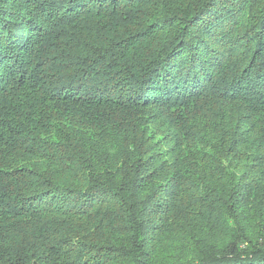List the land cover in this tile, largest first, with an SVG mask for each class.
I'll list each match as a JSON object with an SVG mask.
<instances>
[{
    "label": "trees",
    "instance_id": "1",
    "mask_svg": "<svg viewBox=\"0 0 264 264\" xmlns=\"http://www.w3.org/2000/svg\"><path fill=\"white\" fill-rule=\"evenodd\" d=\"M0 264H264V0H0Z\"/></svg>",
    "mask_w": 264,
    "mask_h": 264
}]
</instances>
